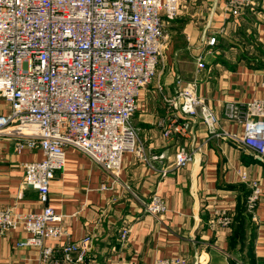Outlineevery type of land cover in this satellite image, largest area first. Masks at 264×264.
Segmentation results:
<instances>
[{
  "label": "crops",
  "instance_id": "0c3cea01",
  "mask_svg": "<svg viewBox=\"0 0 264 264\" xmlns=\"http://www.w3.org/2000/svg\"><path fill=\"white\" fill-rule=\"evenodd\" d=\"M165 30L168 40L156 76L142 88L133 115L150 161L126 152L114 179L87 153L67 146L65 167L51 182L49 204L62 216L69 236L49 240L54 259L43 262L38 247L19 244L28 233L12 229L0 236V264H68L63 246L86 235L92 237L91 247L78 264H151L168 256L184 257L185 264H264V191L249 210L251 187L240 175L246 171L264 185V157L235 138L208 131L200 117L185 115L170 102L178 78L194 81L198 95L217 112V131L242 133L229 107L264 97V0H255L238 16L226 0H184ZM212 36L213 45L208 42ZM9 110L10 103L0 96V113ZM171 120L185 121L188 128L167 139L164 130ZM182 147L194 151L195 160L178 166L175 153ZM162 152L165 157L151 159ZM42 156L39 149L18 151L14 137L0 136V209H41L38 191L23 184V163ZM155 191L167 205L159 215L145 210ZM217 208L230 211L235 224H218ZM243 215L247 220L236 235ZM71 256L77 258L79 251Z\"/></svg>",
  "mask_w": 264,
  "mask_h": 264
},
{
  "label": "built area",
  "instance_id": "2783aa9c",
  "mask_svg": "<svg viewBox=\"0 0 264 264\" xmlns=\"http://www.w3.org/2000/svg\"><path fill=\"white\" fill-rule=\"evenodd\" d=\"M183 1L0 0V96L10 103V110L0 113V136L14 137L18 151L39 149L43 154L23 163V184L38 191L41 209L25 213L0 209V236L22 227L28 235L19 244L38 247L43 262L54 259L56 249L49 240L69 236L62 216L49 204L51 182L65 167L67 146L87 153L114 179L126 152L150 161L133 115L142 88L156 76L168 40L166 21L178 15ZM254 1L226 0L234 16L252 9ZM215 41L212 36L208 42ZM198 66H204L202 55ZM178 85L170 102L183 114L200 117L208 131L235 138L264 157V97L230 105L229 115L243 125L242 133L218 132L217 112L198 95L196 83L178 78ZM187 128V122L171 120L164 135L172 139ZM163 157L165 152L151 159ZM194 160V151L184 147L175 153L178 166ZM240 175L249 181L246 206L252 211L264 185L246 171ZM145 210L153 215L167 210L159 191ZM214 217L225 227L234 220L226 208H217ZM129 231L122 230L124 240ZM91 243L92 237L86 235L65 244L67 263L78 264ZM77 250L79 256L73 258L71 253ZM185 263L184 257L168 256L151 264Z\"/></svg>",
  "mask_w": 264,
  "mask_h": 264
},
{
  "label": "trees",
  "instance_id": "16d2710c",
  "mask_svg": "<svg viewBox=\"0 0 264 264\" xmlns=\"http://www.w3.org/2000/svg\"><path fill=\"white\" fill-rule=\"evenodd\" d=\"M239 218V217H238ZM246 220H247V218L246 217H244V215H243V217L242 218H239V225H238V227L236 228V231H235V233H236V235L238 234H241L242 233V231H243V225H244V222H246ZM237 221V220H236ZM236 221H233L234 222V224H235V222Z\"/></svg>",
  "mask_w": 264,
  "mask_h": 264
}]
</instances>
